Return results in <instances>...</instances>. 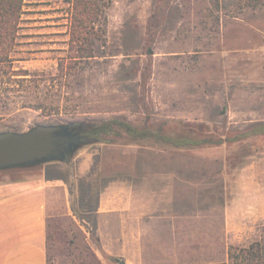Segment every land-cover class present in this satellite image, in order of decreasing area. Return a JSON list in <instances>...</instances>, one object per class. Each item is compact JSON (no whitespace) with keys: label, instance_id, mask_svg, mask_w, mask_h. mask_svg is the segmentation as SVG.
Wrapping results in <instances>:
<instances>
[{"label":"rangeland","instance_id":"rangeland-1","mask_svg":"<svg viewBox=\"0 0 264 264\" xmlns=\"http://www.w3.org/2000/svg\"><path fill=\"white\" fill-rule=\"evenodd\" d=\"M74 2L26 0L14 60L0 64V132L126 125L65 161L0 171L61 183L49 189V264H128L137 238L163 264L231 263L230 248L264 233V0L220 11L216 30L202 26L206 0H101L106 56L63 73ZM41 98L57 107H29ZM192 126L215 143L156 136Z\"/></svg>","mask_w":264,"mask_h":264},{"label":"trees","instance_id":"trees-1","mask_svg":"<svg viewBox=\"0 0 264 264\" xmlns=\"http://www.w3.org/2000/svg\"><path fill=\"white\" fill-rule=\"evenodd\" d=\"M101 0H75L73 6V19H72V44L75 49V54L68 56V60L62 64L61 71H69L82 60L89 61L93 58L106 56L102 49L101 34L99 33L100 27L97 28L95 14L97 13V5ZM207 5L205 12L202 14L203 20L201 21L203 28L208 30H216L220 21V11L224 9L237 10L246 4V0H206ZM159 4L166 2V0H158ZM26 0H0V64L12 62L14 60L11 55L12 49L16 44V37L19 29L22 27L23 15L25 14ZM94 16V17H93ZM24 75L30 74L29 71ZM55 76V77H54ZM53 80L58 79V75H54ZM33 77H31V81ZM57 83L53 81L52 86H56ZM47 99V98H46ZM44 98L36 100L29 107H35L38 109H47L52 111L56 104L46 102ZM28 106V105H27ZM95 120L82 121L77 123L81 129L86 131V134L91 138H100L101 133L116 134L115 130H112V123H116L118 127L126 128L125 123L119 122L118 119L110 121L94 122ZM123 124V125H122ZM199 130L195 127H191L188 130V134L179 137H163L162 135H156L158 139L164 140L169 144L175 146H198L201 144L215 143L210 137H203L199 133ZM140 137H146L145 132L139 133ZM142 134V135H141ZM110 140V139H104ZM106 142V141H105ZM110 142V141H109ZM49 226V224H48ZM49 231L47 234V249L49 240ZM228 258L231 263H215L210 262L206 264H264V233L262 238L258 241H254L247 246L237 248L235 251L232 248L229 249Z\"/></svg>","mask_w":264,"mask_h":264},{"label":"crops","instance_id":"crops-1","mask_svg":"<svg viewBox=\"0 0 264 264\" xmlns=\"http://www.w3.org/2000/svg\"><path fill=\"white\" fill-rule=\"evenodd\" d=\"M18 178L0 172V264H49V189L61 183L28 171ZM6 174V173H5ZM125 245L128 247L127 240ZM128 264H163L137 238ZM133 248V247H132Z\"/></svg>","mask_w":264,"mask_h":264},{"label":"water","instance_id":"water-1","mask_svg":"<svg viewBox=\"0 0 264 264\" xmlns=\"http://www.w3.org/2000/svg\"><path fill=\"white\" fill-rule=\"evenodd\" d=\"M69 125L40 123L27 131H1L0 171L54 160L65 161L81 145L93 140L87 134L69 131ZM119 264L127 263L122 260Z\"/></svg>","mask_w":264,"mask_h":264},{"label":"flooded vegetation","instance_id":"flooded-vegetation-1","mask_svg":"<svg viewBox=\"0 0 264 264\" xmlns=\"http://www.w3.org/2000/svg\"><path fill=\"white\" fill-rule=\"evenodd\" d=\"M69 131L80 132L81 134H86V131L80 128L75 122H69Z\"/></svg>","mask_w":264,"mask_h":264}]
</instances>
